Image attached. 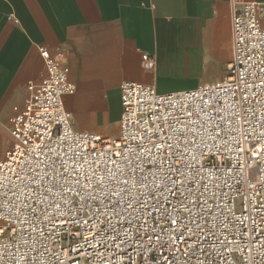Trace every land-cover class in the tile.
Returning a JSON list of instances; mask_svg holds the SVG:
<instances>
[{"label": "built area", "instance_id": "2783aa9c", "mask_svg": "<svg viewBox=\"0 0 264 264\" xmlns=\"http://www.w3.org/2000/svg\"><path fill=\"white\" fill-rule=\"evenodd\" d=\"M230 21L228 74L123 81L116 136L74 127L65 56L38 45L0 158V264H264V3Z\"/></svg>", "mask_w": 264, "mask_h": 264}, {"label": "crops", "instance_id": "0c3cea01", "mask_svg": "<svg viewBox=\"0 0 264 264\" xmlns=\"http://www.w3.org/2000/svg\"><path fill=\"white\" fill-rule=\"evenodd\" d=\"M232 1L250 0H0V158L12 141L11 108L44 74L38 45L65 56L75 89L63 104L74 127L113 136L123 81L168 93L228 74Z\"/></svg>", "mask_w": 264, "mask_h": 264}, {"label": "rangeland", "instance_id": "374dc122", "mask_svg": "<svg viewBox=\"0 0 264 264\" xmlns=\"http://www.w3.org/2000/svg\"><path fill=\"white\" fill-rule=\"evenodd\" d=\"M164 93V92H163ZM117 131H118V128L116 127L115 130H114V133L112 134L113 136H116L117 135Z\"/></svg>", "mask_w": 264, "mask_h": 264}]
</instances>
